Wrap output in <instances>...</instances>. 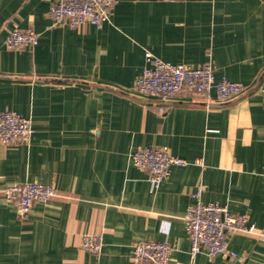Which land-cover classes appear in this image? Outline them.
Returning <instances> with one entry per match:
<instances>
[{"label": "crops", "instance_id": "0c3cea01", "mask_svg": "<svg viewBox=\"0 0 264 264\" xmlns=\"http://www.w3.org/2000/svg\"><path fill=\"white\" fill-rule=\"evenodd\" d=\"M51 2L0 0V112L34 127L28 140L0 143V264H132L141 239L171 243L169 264H264L259 233L230 234L228 253L192 256L185 218L204 185V202L264 230V0H118L101 26L77 28L55 24ZM15 28L39 42L9 48ZM147 51L194 67L212 60L217 78L247 89L225 103L214 89L142 98ZM147 146L188 163L172 164L156 188L131 158ZM21 182L58 193L21 215L4 193ZM86 233L103 235L101 253L82 247Z\"/></svg>", "mask_w": 264, "mask_h": 264}, {"label": "built area", "instance_id": "2783aa9c", "mask_svg": "<svg viewBox=\"0 0 264 264\" xmlns=\"http://www.w3.org/2000/svg\"><path fill=\"white\" fill-rule=\"evenodd\" d=\"M118 0H52L48 17L59 24L67 21L72 28L85 23L101 26L110 19ZM39 42V33L32 28L12 29L6 44L11 49L33 47ZM147 65L135 83V90L141 96L160 101L175 98L182 91L196 95L210 93L213 89L218 100L231 101L240 96L247 85L226 76L216 77L212 60L194 67L161 59L152 52H146ZM34 132L31 118L6 109L0 112V143L8 144L30 139ZM134 164L148 172L152 185L158 188L171 173V165H186L188 161L173 154L164 147L147 146L131 153ZM199 163L201 161H198ZM201 185L193 195L195 202L186 213V230L191 241V254L206 250L210 256L229 252V235L233 233H259L255 223L245 214L234 213L228 205L204 202ZM7 200L16 205L21 215L28 214L36 202H48L57 195L53 184L40 182L14 183L4 190ZM102 234L86 233L82 247L93 253L103 251ZM173 252L171 243L165 240L141 239L133 244L132 264H169ZM234 257L236 253H232Z\"/></svg>", "mask_w": 264, "mask_h": 264}, {"label": "water", "instance_id": "95a60500", "mask_svg": "<svg viewBox=\"0 0 264 264\" xmlns=\"http://www.w3.org/2000/svg\"><path fill=\"white\" fill-rule=\"evenodd\" d=\"M34 78V77H33ZM36 78H40V77H36ZM142 97V96H141ZM142 98H144V97H142ZM168 101H171V100H167V101H163V102H168ZM162 102V101H161ZM227 102V101H226ZM223 103H225V102H223Z\"/></svg>", "mask_w": 264, "mask_h": 264}]
</instances>
